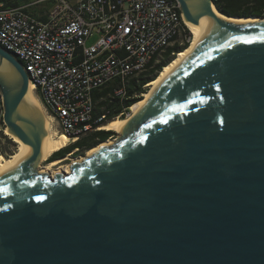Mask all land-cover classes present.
Instances as JSON below:
<instances>
[{
  "label": "water",
  "instance_id": "95a60500",
  "mask_svg": "<svg viewBox=\"0 0 264 264\" xmlns=\"http://www.w3.org/2000/svg\"><path fill=\"white\" fill-rule=\"evenodd\" d=\"M177 2L215 35L65 176L33 166L43 117L18 112L27 74L0 47L3 121L32 147L0 176V264H264V23Z\"/></svg>",
  "mask_w": 264,
  "mask_h": 264
},
{
  "label": "built area",
  "instance_id": "2783aa9c",
  "mask_svg": "<svg viewBox=\"0 0 264 264\" xmlns=\"http://www.w3.org/2000/svg\"><path fill=\"white\" fill-rule=\"evenodd\" d=\"M43 2L49 3L44 19L25 11ZM190 39L177 0H27L17 6L0 0V47L22 64L68 145L108 122L106 112H96L94 92L112 87L108 97L127 99L131 78ZM129 111L122 108L115 118ZM5 128L0 93V133Z\"/></svg>",
  "mask_w": 264,
  "mask_h": 264
},
{
  "label": "bare ground",
  "instance_id": "6f19581e",
  "mask_svg": "<svg viewBox=\"0 0 264 264\" xmlns=\"http://www.w3.org/2000/svg\"><path fill=\"white\" fill-rule=\"evenodd\" d=\"M189 6L191 13L193 12V8L200 3L201 0H186ZM216 15L222 18L225 21L236 23V24H254V23H264L263 19H258L255 17L250 18H233L227 17L221 14L217 9L213 7ZM187 27L191 33V39L188 46L178 52L175 57L165 65L161 71L158 73L157 77L147 84V91L143 94L142 98L134 103L130 107V111L125 118H113L102 125V130L114 131L121 134L123 129L129 130L134 124L135 115L140 112L142 107L145 105L146 101L150 98L153 91L158 88L162 83L167 81L170 77H172L184 63L191 60L194 57L195 50L213 38L216 32V26L214 25L211 17L209 15H205L201 18V20L197 23L185 21ZM1 70L8 77L11 76L9 69L3 65ZM25 106H19L18 112L23 115H28L30 118L35 119L36 110L42 114V146H41V155L34 162L33 166H36L39 162H43L48 160L53 153L60 151L61 149L67 147L68 139L63 134H58L54 128V124L49 115H47L42 108L38 98L34 93V86L32 83L28 84L27 92L25 95ZM4 134L13 140V142L17 145L16 151L9 156V158H3L0 156V176L6 173L11 172L14 167L21 161L28 158L32 152V147L30 145H26L22 143L16 136L12 135L8 128L4 129ZM116 143V140L113 138L107 139L103 143L98 146L89 149L84 156H78L76 158H72V156L67 155L68 159H71L72 162H81L85 158L90 157L96 154L100 147L112 146ZM60 160H55L51 162V165H58ZM70 173L69 166H66L62 175H68Z\"/></svg>",
  "mask_w": 264,
  "mask_h": 264
},
{
  "label": "trees",
  "instance_id": "16d2710c",
  "mask_svg": "<svg viewBox=\"0 0 264 264\" xmlns=\"http://www.w3.org/2000/svg\"><path fill=\"white\" fill-rule=\"evenodd\" d=\"M9 4L17 6L25 3L27 0H8ZM215 7L221 13L228 16H239V17H263L264 16V0H212ZM188 46V43L183 44L182 46L174 45L167 49L163 54L161 61L155 63V58L151 61L148 66V70L137 77H133L129 80L126 87L127 99H122V101L112 95L108 97V94H112L113 88H105L99 92H94L93 100L96 102V112L107 113V120H111L118 116L122 112V108L131 107L134 103L138 102L146 92V89L143 88L144 85H147L153 81L161 69L167 65L170 60H172L175 55L184 50ZM103 98V99H101ZM101 99V100H100ZM121 118H124L122 116ZM113 131H104L99 130L93 132L92 135H88L78 139L76 142L67 145V147L53 153V155L48 160H53L56 156L60 154L67 153L70 149L79 148L81 151L75 152V155L82 154L83 150L106 140ZM98 138L99 140H95ZM87 141H91V144H88L85 147ZM15 144L7 139L6 135L0 133V154L4 157H9L14 153Z\"/></svg>",
  "mask_w": 264,
  "mask_h": 264
},
{
  "label": "flooded vegetation",
  "instance_id": "af4514ba",
  "mask_svg": "<svg viewBox=\"0 0 264 264\" xmlns=\"http://www.w3.org/2000/svg\"><path fill=\"white\" fill-rule=\"evenodd\" d=\"M92 133H90L89 135H92ZM117 135H115V133H112L108 136L107 139L109 138H115ZM106 139V140H107ZM95 140H99L98 138H95ZM105 141V140H104ZM92 142L91 141H87L85 147H87L88 144H91ZM75 149H77L76 152H79L81 151V149L79 148H73V149H70L67 153H64V154H60L58 156H56L53 160H46L43 162L42 166H40V168L37 169V172L38 173H41V174H47L49 177L53 178V176L56 174V173H63L64 172V169L66 166H69V163L72 162V158H76L77 155H75V153H72L73 151H75ZM88 151V150H87ZM86 150H83L82 152L86 153L87 152ZM72 153V155L70 154ZM67 155H70L72 156L71 159H68L67 158ZM55 160H60L59 162L61 163V165H51V162L52 161H55ZM51 167H54V168H51Z\"/></svg>",
  "mask_w": 264,
  "mask_h": 264
},
{
  "label": "rangeland",
  "instance_id": "374dc122",
  "mask_svg": "<svg viewBox=\"0 0 264 264\" xmlns=\"http://www.w3.org/2000/svg\"><path fill=\"white\" fill-rule=\"evenodd\" d=\"M30 1H33V0H30ZM48 6H49V3H47V2H43V3H41V4H39L38 6H36L35 8H33V9H48ZM162 57H163V55L162 56H159L158 57V59H157V61H156V63H158L159 61H161V59H162ZM148 89V88H147ZM147 89H146V91H147ZM125 118V117H124ZM102 130V129H101ZM104 131H108V130H104ZM113 133H115V135H119L118 133H116V132H114L113 131ZM3 135H5L4 133H3ZM117 136L115 137V138H113V139H115L116 140V138H117ZM6 137H7V139H10V141L12 142V143H14L13 142V140L11 139V138H9L7 135H6ZM110 139V138H109ZM15 144V143H14ZM16 148H17V145L15 144V146H14V152L16 151ZM86 153L84 152V153H82V154H80V155H77V157L78 156H84ZM12 155V154H11ZM10 155V156H11ZM72 155V154H71ZM0 156H2L1 154H0ZM3 158H9V157H4V156H2ZM48 161V160H47ZM44 162V161H43ZM43 162H39L38 164H37V169L38 168H40V166H42V164H43ZM58 165H61V163H59ZM58 165H56V166H58ZM51 168H54V167H51Z\"/></svg>",
  "mask_w": 264,
  "mask_h": 264
},
{
  "label": "crops",
  "instance_id": "0c3cea01",
  "mask_svg": "<svg viewBox=\"0 0 264 264\" xmlns=\"http://www.w3.org/2000/svg\"><path fill=\"white\" fill-rule=\"evenodd\" d=\"M25 11L37 19H44L49 9H25Z\"/></svg>",
  "mask_w": 264,
  "mask_h": 264
}]
</instances>
